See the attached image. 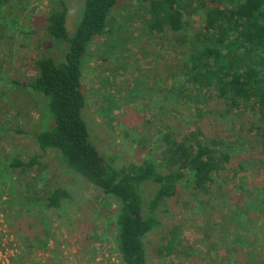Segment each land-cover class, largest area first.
Returning <instances> with one entry per match:
<instances>
[{"label":"rangeland","instance_id":"374dc122","mask_svg":"<svg viewBox=\"0 0 264 264\" xmlns=\"http://www.w3.org/2000/svg\"><path fill=\"white\" fill-rule=\"evenodd\" d=\"M65 2L67 30L73 35L81 1ZM176 2L184 20L181 33L167 27L152 29L149 8L141 0H119L110 14L106 35L89 47L83 73L84 111L93 125L98 149L116 167L151 160L167 172L164 135L171 132L179 138L181 116L195 111L188 101L185 105L186 100L177 97L175 102V97L180 80L185 79V54L203 30L206 10L216 1ZM53 3L8 0L0 11V34L5 35L0 37L2 162L14 156L27 161L37 154L33 134L48 126L42 97L23 84L38 74L34 61L43 53V28ZM52 55L61 57L56 51ZM176 113L178 118L173 117ZM190 128L193 126L186 127ZM42 163L44 173L38 167L23 176L15 173V189L4 198L9 202L1 204L4 211L10 209L9 217L16 218L14 208L23 202L28 186L41 194L46 188L63 187L69 198L64 209L40 211L37 222L18 224V232L14 218L8 221L20 252L11 263L116 264L115 258L120 262L114 224L116 200L61 171L51 154ZM235 172L233 169L227 175L231 178L228 183L212 186L205 195L193 196L191 189L179 185L180 198L168 201L162 226L144 238L149 264H258L264 258V177L255 179L251 172L233 176ZM39 173L43 174L35 181L33 176ZM244 241H248L246 246L241 245Z\"/></svg>","mask_w":264,"mask_h":264},{"label":"trees","instance_id":"16d2710c","mask_svg":"<svg viewBox=\"0 0 264 264\" xmlns=\"http://www.w3.org/2000/svg\"><path fill=\"white\" fill-rule=\"evenodd\" d=\"M80 1V20L73 35L67 30L65 0H54L47 14L43 53L34 61L38 74L23 86L42 97L48 126L33 134L37 154L27 161L21 156L0 161V203L9 202L4 198L15 189V173L23 176L37 167L44 173L42 162L51 154L61 171L118 203L114 224L120 263L149 264L144 238L162 226L168 201L180 198L179 185L196 196L205 195L218 183H228L231 178L227 175L233 169V176L251 172L255 179L264 177V0H225V4L212 0L216 2L206 10L203 30L185 54V83L180 80L175 97V102L181 97L195 111L181 116L179 138L171 132L164 135L167 172L151 160L116 167L98 149L93 125L84 111V65L90 45L106 35L110 14L119 0ZM141 1L149 8L152 29L183 31V14L176 0ZM7 3L0 0V11ZM173 117L178 118L177 113ZM190 125L193 128L186 129ZM42 174L33 176L34 180ZM23 195V202L14 205L18 206L14 208L16 218L9 217L10 209L5 211L8 221L14 218L16 232L18 224L37 222L40 211L64 209L69 198L63 187L46 188L41 194L28 186ZM21 260L23 263L24 257ZM258 264H264V258Z\"/></svg>","mask_w":264,"mask_h":264},{"label":"built area","instance_id":"2783aa9c","mask_svg":"<svg viewBox=\"0 0 264 264\" xmlns=\"http://www.w3.org/2000/svg\"><path fill=\"white\" fill-rule=\"evenodd\" d=\"M0 203V264H12V260L18 258L19 243L16 242L15 236L12 235L11 228L4 209ZM113 263L120 264L118 259H113Z\"/></svg>","mask_w":264,"mask_h":264}]
</instances>
